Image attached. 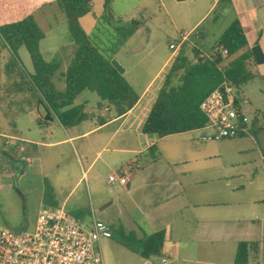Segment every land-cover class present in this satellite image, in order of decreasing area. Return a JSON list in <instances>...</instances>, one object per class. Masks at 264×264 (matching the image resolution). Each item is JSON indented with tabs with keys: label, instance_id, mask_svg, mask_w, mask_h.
<instances>
[{
	"label": "rangeland",
	"instance_id": "rangeland-1",
	"mask_svg": "<svg viewBox=\"0 0 264 264\" xmlns=\"http://www.w3.org/2000/svg\"><path fill=\"white\" fill-rule=\"evenodd\" d=\"M213 2L214 0H112L105 9L104 0H93L92 12L82 19V26L99 53L111 61H117L125 70V80L140 95L164 62L172 56L169 50L171 43L178 44L183 35L189 34L180 47L185 45L186 54L192 58V48L207 54L216 38L228 28L233 15L225 11L224 15L216 20L218 11L215 9L206 15L201 26L204 30L211 31L208 41L210 43H201L197 35L190 32ZM34 18L46 35L40 45L44 59L48 61L54 55L64 56L60 69L63 71L74 50V45L67 40L69 35L64 15L57 9L41 7L35 12ZM124 21H135L139 24L122 27L114 25ZM129 32H132L130 36ZM221 53L223 55V51ZM28 56L27 51L23 49L21 60L25 68L31 71ZM166 72L167 69H164L155 79L150 91L144 96L137 115L149 109V104ZM251 72L256 74V78L239 90V98L243 100L242 106L249 119V135L242 139L199 143L196 140L203 131L197 130L162 138L156 144L158 152L162 154V160L158 161V164L178 165L179 169L185 165L194 170L207 166L215 169L220 164L231 165L234 171L242 175L240 182L245 185L248 195L256 191L258 185L250 183L247 173H252L255 167L260 169L259 150L264 154V64H253ZM53 81L57 90H64V82L59 74ZM100 102L94 92L80 93L73 106L86 105L90 117L82 124L69 129H63L56 119L51 122V127H39L33 112L24 113L16 119L24 138L52 145L32 151L31 162L24 174L18 175V167L1 165L0 228L32 231L39 213L45 208L44 181L48 180L54 188L58 207L62 206L69 212L88 209L90 214L85 218L93 215L110 226L112 237L99 242L102 264H141L136 253L133 254L122 243L121 233L128 235L131 232L127 218L128 195L120 190L118 184L109 183L108 177L109 174L116 173L117 166L128 162V155L117 153V149L144 147L150 142V136L140 134L139 128H136L128 137L125 134L126 125H121L119 132L115 133L120 125V122H116L87 137L67 140L68 137L95 128L99 115L106 118L115 116L112 108L110 112L98 111L97 105ZM3 106L0 108L1 124L7 121ZM42 111L40 107V112ZM253 124L255 130H252ZM194 148L197 152L214 153L215 158L200 161L197 155L191 157ZM218 155H224L222 160L219 159L220 156L216 158ZM148 164L149 162H146L143 166L147 168L150 166ZM243 176L247 178L243 179ZM259 178L262 182L260 186L263 187L264 171L259 174ZM137 195L134 194L133 197L136 198ZM107 204L106 208L100 210ZM200 255L197 264H232L230 248L211 253L208 258H204L202 253ZM260 259L261 264H264V251ZM149 261L157 264L159 260L151 258Z\"/></svg>",
	"mask_w": 264,
	"mask_h": 264
},
{
	"label": "trees",
	"instance_id": "trees-1",
	"mask_svg": "<svg viewBox=\"0 0 264 264\" xmlns=\"http://www.w3.org/2000/svg\"><path fill=\"white\" fill-rule=\"evenodd\" d=\"M54 1L65 17L68 39L74 45L73 56L63 72L60 71V55H54L50 61L43 58L40 43L45 34L32 14L25 13L21 19L0 27L1 46L9 50V58L4 65V117L13 134L18 133L16 119L28 111L35 113L36 124L40 127L50 123L43 120L46 112L64 128L80 125L87 119L85 106H73V102L83 91L96 93L101 100L97 108L101 110L104 105L110 110L112 108L116 117L125 115L139 100V95L115 70L111 60L99 53L80 24V20L92 12L93 0ZM111 2L104 0V8H108ZM21 47L30 57L32 72L22 65L18 54ZM221 51H226V56ZM191 53L192 58L182 45L174 56L142 124L141 134L162 139L199 130L206 124L200 104L212 91L222 82H227L239 97L240 88L256 78V74L251 72L255 64L251 49L238 20L230 23L206 55L195 47ZM57 73L64 82L62 91L56 89L53 81ZM105 119L100 120L99 125H103ZM23 145L26 144L18 141L10 145L0 144V155L8 159L11 166L18 167V171L25 166L20 157ZM154 151L155 147H151V152ZM43 205L45 208L58 207L54 188L48 180L44 181ZM69 213L83 219L90 211ZM121 237L124 246L143 259L162 254V231L142 238H137L132 232L128 235L122 232ZM259 258L258 242H241L237 245L234 264H248L251 260L258 264Z\"/></svg>",
	"mask_w": 264,
	"mask_h": 264
},
{
	"label": "crops",
	"instance_id": "crops-1",
	"mask_svg": "<svg viewBox=\"0 0 264 264\" xmlns=\"http://www.w3.org/2000/svg\"><path fill=\"white\" fill-rule=\"evenodd\" d=\"M41 7L59 10L54 0H0V27L21 19L25 13L32 14L34 17L35 12H38ZM215 9L218 11L216 20L222 17L225 11L231 13L233 15L231 22L234 20L240 22L249 48L259 46L264 53V0H214L207 13L190 30L191 33L197 35L196 37L203 44L204 42L206 44L210 43L208 41L211 32L210 30L207 31L201 28L203 19ZM82 19L80 20L81 26ZM185 35L189 36V34ZM67 40L69 41V39ZM23 49L24 47H21L18 50L20 60ZM199 51L203 55H206L200 49ZM60 57L63 63L64 56ZM8 58L9 50L2 47L0 43V108L3 104V108L6 107V99L4 98L6 86L4 65ZM173 58L174 56H169L139 95L137 104L125 115L121 117L109 116L107 118L99 115L95 128L80 135L68 137L67 140L71 141L80 137H87L100 132L116 122H120V125L115 133L119 132L121 125H126L125 134L128 137L132 135L131 132L133 133L136 128H139L141 134L142 124L155 96L152 98L149 109L146 112L142 113L140 110L141 112L138 115L136 112L144 96L150 91L155 79H157L164 69L168 71ZM27 59L28 63L31 64L29 56ZM29 72H32V70ZM84 106V113L87 115L86 120H88L90 116H88L86 105ZM106 110L110 112V109L105 105L101 110L98 109L100 112ZM103 118H106L105 123L99 125L100 120ZM0 126V144L7 142L10 138L13 139L12 142L18 141L26 144L20 148V157L25 162V166L19 171L18 175L25 173L27 165L31 162L32 151H37L39 147L52 145L24 138L18 129L17 123V134L12 133L8 121H5L3 124L0 123ZM44 127H51V122ZM252 127V130H255L254 124ZM252 130L251 132H253ZM244 137L241 136L238 139ZM160 140L162 139L155 140L153 137H150V142L146 143L144 147H123L116 150L117 153L128 155L129 157L127 163L120 164L115 170L116 172L123 170L127 179V184L124 187L118 186L120 190L126 192L128 195L127 218L129 219L130 231L137 238L160 231L164 232L162 254L159 257L151 258H157L159 260L157 264H197L201 253L205 255L204 258H208L211 253L215 254V252H221L226 248H230L232 264H234L237 245L241 242H258L260 244L261 258L264 251V186H260L262 182L259 174L264 171V154L259 150L260 171L255 167L252 173H247L250 183L258 185V189L248 195L245 185L240 182L242 175L234 171L231 165L220 164L215 169L207 166L194 170L185 165H183L182 169H179L178 165L158 164L162 160V154L158 152L156 147V144ZM196 141L205 143L199 141L198 138ZM151 147H155L154 152H151ZM241 152L245 153L246 151ZM195 155H197L200 161L215 158L214 153L207 151L197 152L196 148L192 149L191 157ZM218 157L222 160L224 155H218L216 158ZM146 162H149L148 165H150L147 168L143 166ZM8 164L11 165L9 160L0 155V167ZM90 167L91 165L88 168ZM136 173H139V175ZM246 178L244 177L243 179ZM134 194H138L136 198L133 197ZM132 253L135 254L134 252ZM135 255L139 258V263L153 264L149 261L151 258L143 259L139 255ZM260 258L258 264H261ZM248 264L256 263L251 260Z\"/></svg>",
	"mask_w": 264,
	"mask_h": 264
},
{
	"label": "built area",
	"instance_id": "built-area-1",
	"mask_svg": "<svg viewBox=\"0 0 264 264\" xmlns=\"http://www.w3.org/2000/svg\"><path fill=\"white\" fill-rule=\"evenodd\" d=\"M186 38L183 35L182 41ZM182 41L169 45L172 56ZM242 105L235 89L222 82L200 104L206 124L199 129L203 133L198 140L206 143L249 135V119ZM108 181L122 187L127 184L123 170L110 175ZM111 237L110 226L93 215L79 219L64 207L44 208L32 231L0 228V264H101L99 242Z\"/></svg>",
	"mask_w": 264,
	"mask_h": 264
},
{
	"label": "water",
	"instance_id": "water-1",
	"mask_svg": "<svg viewBox=\"0 0 264 264\" xmlns=\"http://www.w3.org/2000/svg\"><path fill=\"white\" fill-rule=\"evenodd\" d=\"M128 24L137 26L139 23L135 22V21H124V22L114 23V25L118 26V27L126 26ZM251 53H252V57H253V60H254L256 65L264 64V53L262 52V50L260 49L259 46L252 47ZM111 65L115 68V70L120 75L124 74L125 70L119 65V63L117 61H115V60L111 61ZM43 120L48 121V122H52L53 117L50 115L49 112H46L45 116L43 117ZM107 206H108V204L104 205L100 210L106 208Z\"/></svg>",
	"mask_w": 264,
	"mask_h": 264
}]
</instances>
